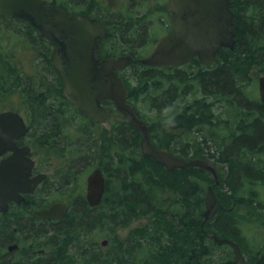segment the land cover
<instances>
[{"label": "trees", "instance_id": "obj_1", "mask_svg": "<svg viewBox=\"0 0 264 264\" xmlns=\"http://www.w3.org/2000/svg\"><path fill=\"white\" fill-rule=\"evenodd\" d=\"M123 2V8L113 9L108 3L85 1L88 5L84 7L85 12L97 14L95 17L108 26L103 42L109 48L104 56L132 53L134 45L145 39L149 20L134 18L130 7L133 0ZM52 3L74 10V6L63 0ZM233 4L237 12L238 58L221 57L220 63L206 70L194 59V66L172 68V73L169 67L149 68L135 62L120 71L128 87L126 101L151 131L153 125L136 107L142 95H148L152 106L161 110L169 108L172 99L175 101L191 93L192 101L185 102L176 122L186 130L184 132L200 127L203 138L208 137L213 142L218 139L209 136L207 128L220 123L214 118L213 103L221 101L228 107L231 116H235L231 122L232 136L218 140L223 146L216 148L218 155L211 154L217 163L226 164L223 171L214 162L219 184L203 168L167 170L151 157L142 155L141 133L125 120L114 124L106 138L103 135L99 139L94 129L97 122L88 118L64 94L50 55L48 66L55 75L52 88L40 79L34 84L37 74L20 71L14 54L18 44H29L27 39L33 43L36 40L50 42L29 22L20 18L6 19L0 14V103L26 118L28 135L33 142L46 147L47 156H64L63 142L70 145L78 142L77 152L83 156L94 157L100 150L98 168L105 178L103 198L92 207L83 195L74 198L67 195L69 190L75 191L73 185L77 183L70 163L66 166L69 172L59 174L60 178L54 182L46 181V193L50 189L59 191L58 197L67 200V212L53 226L47 225L41 234L44 254L23 261L1 255L9 226L0 220V264H231L233 250L226 244H215L211 234L237 242L244 254H247L244 245L256 247L246 258L250 264H264V241L249 238L244 230L249 223H264V200L253 191L256 185L264 186V164L256 157L264 152V104L251 99L244 88L249 66L264 61V0H233ZM97 6L105 7L102 9L109 14V20L98 12ZM3 23H15L19 29L3 30ZM127 69L130 72L125 75ZM197 93L201 97L196 96ZM211 95L214 101L208 100ZM113 109L112 106L110 111ZM75 122L77 124L73 125ZM180 134H184L183 131ZM176 135L169 134V143ZM150 139L160 149L151 133ZM191 140L180 137L176 141L179 148L172 150L169 144V150L186 160L199 157ZM209 185L219 199V207L213 218L204 221L205 192ZM125 227H128L126 234L120 236L118 229ZM25 231L39 233V226H30ZM100 238L108 240L106 247L100 245Z\"/></svg>", "mask_w": 264, "mask_h": 264}, {"label": "water", "instance_id": "obj_2", "mask_svg": "<svg viewBox=\"0 0 264 264\" xmlns=\"http://www.w3.org/2000/svg\"><path fill=\"white\" fill-rule=\"evenodd\" d=\"M174 16L170 17L172 31L163 36L152 53L140 59L146 66H177L197 57L210 65L217 51L223 46L232 47L236 34L235 14L230 9V0H168ZM0 14L6 19L20 18L38 30L40 36L53 45L52 65L58 73L68 98L93 121L105 123L109 109L103 100L113 102L115 108L141 133L142 155L151 157L167 170L184 167H200L208 171L216 184L220 183L215 164L207 159L186 160L168 150L157 149L149 137V128L137 117L132 106L126 102L128 89L117 75L130 55L100 61L95 56L99 39L105 35L104 25L97 19L80 13L70 12L58 4L44 0H0ZM169 18V15H168ZM259 92L264 103V77L259 78ZM27 126L20 113L13 110L0 112V154L13 151L0 162V210H6L10 201H18L21 192H30L45 175L25 179L33 161L23 157L28 147H17L16 139L25 134ZM208 134L218 138L229 137L227 128L211 126ZM19 175L22 177L19 178ZM105 188V179L99 168L86 178V200L90 206L100 203ZM203 220L211 219L219 207V199L212 186L205 193ZM66 213L65 205L55 202L35 214L44 219H60ZM215 244L230 246L234 258L231 264H250L239 244L227 237L211 234ZM107 239L100 244L106 246Z\"/></svg>", "mask_w": 264, "mask_h": 264}, {"label": "rangeland", "instance_id": "obj_3", "mask_svg": "<svg viewBox=\"0 0 264 264\" xmlns=\"http://www.w3.org/2000/svg\"><path fill=\"white\" fill-rule=\"evenodd\" d=\"M64 3H67L71 7L74 6L76 9H83L84 7L88 6L85 4L86 0H63ZM100 3H108L109 8L113 9H118L119 7L123 8L122 3L123 0H97ZM100 10L98 11L100 14H103V17L105 19H110L109 14H106L103 12L102 8H105L103 6H97ZM132 9V15L134 18H139V19H148L150 26V31L146 36V42L143 43L142 46H138L134 52H136L139 57H143L147 55L149 52H151L153 46L155 45V42L158 38L162 37L163 34L165 33V27H166V20L165 17L161 16L162 11L165 13L166 9L168 7V2L167 0H133V5L130 6ZM159 8H162V11H158ZM155 19L153 21V19ZM3 27V30H15L19 29V26L14 24L7 25V24H1ZM8 26V27H5ZM14 28V29H13ZM162 35V36H161ZM26 41L29 42V44L25 43H20L18 44V47L14 51L16 60L18 62V65L20 67V71L26 72V73H35L37 76L33 78L34 84L40 81H42L45 86L47 87H53L54 85V71L52 67H49V55L51 56L53 47L51 43L48 42H42L39 40H36L35 43L30 42L29 39ZM40 48V49H39ZM40 50H43L44 53H41ZM237 52L235 54H232L230 56V59H236L238 58ZM18 58V59H17ZM52 65V64H51ZM257 66L255 65H250L248 70L246 71V86L245 91L246 93H249L250 96L254 99L257 98V79L261 75H264L263 72H260L257 70ZM128 69L124 71V74L126 75L128 73ZM130 72V71H129ZM57 73V72H56ZM58 75V74H57ZM134 84V82L132 81ZM64 90V89H63ZM65 94V91H64ZM66 95V94H65ZM196 96L201 97L200 93H197ZM191 95L186 93L184 96H181L180 98H177L174 102L173 105H170L169 108H164L161 110H157L152 106V103H150V100L148 99V95H142L140 97V100L136 103V107L138 109V112L141 113L145 119L148 120L150 124L153 125V131H152V139L155 141V143L158 144V146L162 149H168L169 150V144L170 148L172 150H176L178 147L176 141L180 137H189L192 139V144L194 146V149H197V156L198 158H206L210 156V154H215L218 155L217 152V147L218 145L223 146L220 142L215 141H205L201 139L202 132L200 130V127H196L192 130H189L188 132H184L186 130H183V127L178 125L177 118L178 114L182 111L185 106V102L187 101L188 103L192 101ZM16 100L17 97L15 96ZM214 98L212 95L211 97L209 96L208 100L209 101H214ZM105 106L109 107V109L112 107V104L108 102L103 103ZM9 106L7 104H2L0 103V112L4 110H10ZM228 107L226 105H223L221 101H214L213 106H212V112H215L216 116L214 117L216 121H219L220 123H228L231 129L234 128V126L231 125V122L233 121L235 116H231V112H229ZM12 110V109H11ZM26 119V118H25ZM227 119H230L227 120ZM125 120L123 116L113 109V111L110 114L109 119L105 123H96V127L94 128L96 131V134L98 138L100 139L103 135L106 138V134L109 133L114 124H119ZM126 121V120H125ZM77 122V121H76ZM74 123L73 125H76L77 123ZM113 123V124H112ZM164 129L166 132L164 133ZM199 130V131H198ZM170 131V132H169ZM183 131L184 134H180ZM173 133H176V137L174 140L170 141L169 143V134L172 135ZM187 133H190L189 136L186 135ZM65 147L63 148V152H65V155L61 156H55L51 155L52 159H46L45 162H43V168L44 170L48 173L50 176L49 181L54 182L55 179L58 180L60 178L59 174H62L63 172H69L66 166L67 164H71L72 170L76 172V177H77V183L73 185L75 186V191L67 192L68 196H71L74 198V196H79L81 195L84 196V179L86 175H88L94 168H97L100 166V158H101V151H98V154L92 156H83L78 154V146L80 145L78 142H72L70 145L69 143L63 142ZM58 145L61 146V143ZM32 147L35 150V155H37V152H44L45 154V149L46 147L39 146L37 143L32 142ZM85 155L87 152L84 153ZM85 157L88 158V160L85 161ZM258 162L261 163L262 165L264 164V152L261 154H258ZM216 159V158H215ZM215 161V160H214ZM219 167L222 168L223 171L226 170V164L222 162H215ZM85 166V167H84ZM84 167V168H83ZM253 191H256L257 197L260 198V200H264V186L263 185H256L253 188ZM49 193V198L50 199H57L59 191H52L51 189L48 190ZM76 193V194H75ZM206 193V192H205ZM254 194V193H253ZM48 197V196H47ZM114 196L111 197L113 199ZM78 198V197H77ZM72 199V198H71ZM263 202V201H262ZM261 218V217H260ZM137 223V222H136ZM128 230V227H125L123 229H118V234L120 236H124ZM245 233L249 238H254L257 241H264V223H249L248 226L245 227ZM97 232L96 231H93ZM93 236V235H91ZM97 237V235H95ZM102 238H100L99 242L101 241ZM92 240V237L89 239ZM250 240V239H249ZM250 243V241H249ZM245 247V256L248 258V256H251L255 251L256 247L253 249L251 248V245H244ZM222 251V250H220Z\"/></svg>", "mask_w": 264, "mask_h": 264}, {"label": "flooded vegetation", "instance_id": "obj_4", "mask_svg": "<svg viewBox=\"0 0 264 264\" xmlns=\"http://www.w3.org/2000/svg\"><path fill=\"white\" fill-rule=\"evenodd\" d=\"M54 1L55 0H44L45 3L58 4V3H52ZM230 9L235 14V22H236V29H237V12H236L235 5L233 4V0H230ZM67 10H68V12H81V13L88 15L85 12L87 10L84 8L83 9L74 8V10H70V8L69 9L67 8ZM157 10H158V8H157ZM158 11L161 12L162 10H158ZM96 15L97 14H95V13L89 14V16L94 17V18H96L95 17ZM168 15H169V18H168ZM161 16L165 17V20H166V23H165L166 27H165V31H164L165 33L163 34V36H165L166 34H168L172 31V25H171L170 17L174 16V12L172 11L171 5L169 2H168V7L166 9V12L164 13L162 11ZM154 20L155 19H153V21ZM99 21L104 25L105 31H107V27H108L107 24L105 22H103L102 20H99ZM139 22H143V21H139ZM150 25L151 24H149L148 27L145 28V39H143L144 41L141 43L135 44L134 45L135 47H133V51L138 46H142L143 43L146 42V36L149 33L150 27H151ZM236 29H235V32L237 34ZM236 34L234 36L235 42H234L233 46L232 47H229V46L221 47L217 51L216 57L210 65L202 63L197 57H194L190 62L183 64V65H189V66L193 65L194 66V63H192V62L194 61V59H197L199 61V63L201 64V66L204 68L203 70L211 69V68L215 67L218 63H220L219 60L221 57H228V56H231L232 54H235L237 52L236 51V45H237ZM162 37H160L156 40L155 45ZM103 38L99 39V41H98V44H97L96 49H95V56L100 61H102L103 59L116 58L119 56L130 55L131 59L127 61V63L124 65V67L122 69H124L126 66H128V64L130 62L140 63V59L145 57V56L150 55L152 53V51L154 50V47H155V45H154L151 52H149L147 55H145L143 57L141 56L139 58H138L139 55H137L136 52L130 53L128 51L124 52L123 54H116L115 56H104V55H106V54H104V52L108 51L109 46L107 43L103 42ZM183 65H179V66H146V65H144V66L149 67V68H157V69H161L163 67H169L170 71L172 73L174 68H180ZM252 65L257 66L258 67L257 70H259L260 72H263V74H264V61H262V63H258V64L252 63ZM259 65H261V66H259ZM122 69L117 70V73L119 74ZM190 70L194 71V68H190ZM119 75L121 76V73ZM261 76H264V75H261ZM260 77H258V79H257V98L255 100L262 103L261 98H260L259 88H258ZM121 79H123V77H121ZM249 93H251V92H249ZM249 93H248L249 97L251 99H254L253 96L251 97ZM188 94L191 95V93H188ZM173 102H174V100L172 99L170 101V105H173ZM102 103H104V102L102 101ZM262 104H264V103H262ZM24 120H25V123L27 126V130H26L24 135H22L21 137L16 139V144H17V147L20 149H23L24 147H28V151L25 152L23 157L25 156V157H27L33 161V165L30 169L27 168V169L23 170L25 173L29 172V174L26 175L25 179H26L27 184H28V182L31 179H33V178H35L41 174H44L45 176L43 178H41V180H39L34 185V188L32 191L21 192L20 195L17 197L18 201H10L8 203L6 210H0V220L7 223L9 226V232L6 233V237H7L6 241L1 248V255L6 254L7 256H9L11 258V260H16V261H21V260L23 261V260H26L28 257L36 259L37 257H40V255L44 254L45 249L41 246V243H40L43 240L44 236H41V234L45 232V228L47 225L53 226L54 222H57L58 220L62 219L65 216L64 215L60 219H44V218H40L39 216H37L35 214L38 210H40L42 208H47L55 202H61L65 205L66 212H67V205H66L67 200L66 199H64L62 197H58L57 199H50L49 193H46V181L47 182L49 181L50 176L44 170L43 162L46 161L45 157L47 159H50V158L52 159V157L47 156V154L46 153L44 154V152L43 153L37 152L36 153L37 155L34 154L35 150L32 147L33 139H32V137H30L28 135L29 124L25 118H24ZM209 126H218L221 128H229L224 123L212 124ZM150 133L152 134V131L149 128V135H150ZM12 153H13V151H7L3 154H0V162L3 159L12 155ZM86 177H87V175H86ZM86 177L84 179V181H85L84 182V184H85L84 185V197H85V192H86ZM19 178L21 179L22 177L19 175ZM17 223H18V225H17ZM19 224H21L22 226H19ZM30 226L31 227L32 226H39V233H35V232H33V233L28 232L27 233L25 231V229L29 228Z\"/></svg>", "mask_w": 264, "mask_h": 264}]
</instances>
